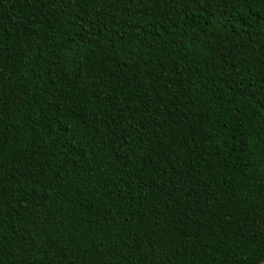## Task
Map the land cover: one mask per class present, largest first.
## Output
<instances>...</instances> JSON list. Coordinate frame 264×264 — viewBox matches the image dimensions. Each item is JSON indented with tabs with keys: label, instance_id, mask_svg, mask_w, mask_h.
Instances as JSON below:
<instances>
[{
	"label": "trees",
	"instance_id": "trees-1",
	"mask_svg": "<svg viewBox=\"0 0 264 264\" xmlns=\"http://www.w3.org/2000/svg\"><path fill=\"white\" fill-rule=\"evenodd\" d=\"M0 264H264V0H0Z\"/></svg>",
	"mask_w": 264,
	"mask_h": 264
}]
</instances>
